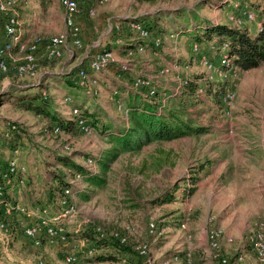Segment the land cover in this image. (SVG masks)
Listing matches in <instances>:
<instances>
[{"label":"rangeland","instance_id":"1","mask_svg":"<svg viewBox=\"0 0 264 264\" xmlns=\"http://www.w3.org/2000/svg\"><path fill=\"white\" fill-rule=\"evenodd\" d=\"M89 1L88 9L96 10L93 18L87 17L88 22L98 29L95 35L105 30L109 23L134 20L150 30L151 39L161 37L162 44L156 47L125 32L122 44L146 43L145 52L137 57L131 72L113 70L98 75L96 95L74 93L73 89L64 86H50L47 102L61 117L73 119L69 116L71 105L63 102L64 97L71 96L73 104L80 108L88 123L92 119L97 121L93 123L96 124L92 127L94 131L88 136L79 133L74 126L71 133L64 131L60 135L46 137L41 135V128L53 124L48 119L12 106L0 110V135L6 121L15 122L21 128L11 137L10 146L2 144L0 138V150L6 152V158L15 156L16 152L20 166L25 169L18 177L23 176L26 181L22 185L14 182L5 190L7 202L29 208L43 207L49 215L60 211L57 200L59 185L54 179L60 177L67 181L70 175L69 168L61 161L74 163L105 179L101 186L87 183L85 178L73 182L78 190H72L70 199L78 215L66 226L69 238L66 244L47 243L42 235L41 244L33 246L23 235L29 219L16 213L11 214L10 219L2 215L7 230L0 233V264H21L38 258L56 260L68 253L88 264H119L123 258L128 264H142L132 247L143 242L149 244V257L154 264H162L176 254L190 253L192 257L197 254L203 258L205 250L211 256L213 254L207 243V231L213 226L223 230L221 253L228 259V264H257L250 236L253 224L264 222V140L263 144L260 142L264 137V62L259 68L249 71L239 68L236 82L221 81L205 72L197 60L200 53L211 59L217 58V53L207 50L208 43H188L187 34L202 22L225 25V18L241 7L257 13V21L249 24L254 25L251 35L259 33L257 23H262L258 16L263 10L264 0H158L153 4L139 0H109L103 6H98L95 0H88L81 7L82 13ZM16 11L19 14L18 8ZM171 33L173 38L169 37ZM93 37L91 35L90 39ZM91 44L89 42L86 46ZM195 47L197 51H194ZM84 49L72 55L80 59ZM161 68H166L167 74L157 80L158 93L153 100L157 115L171 126L184 124L203 131L172 141L152 143L137 154L120 153L109 162L107 159L114 153L112 138L128 128L129 105L133 102L130 97L138 95L131 86L133 76H154ZM200 75L212 76L209 84L204 77L196 81L206 90L203 100H197L188 89L174 94L179 86L177 77L189 79L192 83ZM12 80L0 76V93L10 88L7 85L3 87L2 82ZM37 80L31 79L36 83ZM221 88L223 91L230 88L236 93L230 117L223 115L220 96H216ZM114 91H117L116 95ZM123 92L131 96L127 98ZM118 104L121 105L120 110ZM160 151L168 154V164L154 172L149 157H159ZM247 156L252 158L246 159ZM88 159L92 160L91 164H88ZM206 160L213 165L201 174L192 195L180 196L181 199L172 204H154V200ZM102 162L108 163L106 169H102ZM247 165L254 167V171L249 172ZM185 218L189 221L186 230H182L180 224ZM150 220H154L163 231L157 239L147 235ZM13 226L20 230L17 232L18 242L12 236ZM127 227L133 230L129 231ZM96 228L106 233L119 231L126 235L130 252L121 255L110 242L101 243L104 240L98 239ZM87 230L94 233V239L84 237L83 232ZM187 234L191 235L190 239H186ZM6 239L9 241L7 244ZM91 247L96 250L89 255L87 252ZM163 252L170 253V256L161 255ZM100 255L113 256L115 261L97 263L96 258ZM239 255L243 256L242 261L236 260ZM180 263L185 264L183 260Z\"/></svg>","mask_w":264,"mask_h":264},{"label":"built area","instance_id":"2","mask_svg":"<svg viewBox=\"0 0 264 264\" xmlns=\"http://www.w3.org/2000/svg\"><path fill=\"white\" fill-rule=\"evenodd\" d=\"M21 0H0V15L3 18V28L6 34L7 41L4 45L0 46V72L15 74L19 77H28L31 79L40 80L39 76V62L37 59L38 47L43 43L41 37H36L30 42H21V31L19 28V15L16 9ZM84 0H59V3L63 9L64 16V31L52 36L48 39L46 44L45 59L48 62L59 60L63 56V52L67 51L72 54V50H80L84 47L81 39L82 28L77 22V16L80 15L81 6ZM98 6H103L109 2V0H95ZM263 10H264V2ZM236 7V6H235ZM96 15L94 8L86 9V16L93 18ZM257 13L252 11L248 7H241L235 12H231L226 17L228 26L232 28L241 29L244 28L247 23H253L257 21ZM259 32L262 30V25L257 23ZM104 37L107 38L112 34H118L121 37L125 32L131 33L134 37L140 40L152 43L158 47L162 44L161 37H150V30L142 23L131 20L127 22H114L109 23L105 29ZM173 34L169 35L173 38ZM118 37L114 42L117 45H121L122 39ZM102 48L88 57V69L80 68L75 72H72L69 76L70 80L86 95H96L98 87V75L103 73H110L109 71H117L118 73H128L132 71L134 62L139 55L144 54L146 49V43L135 44V47L127 49L125 54L121 57L115 52L108 50L106 46L100 44ZM71 48V50H70ZM17 49L18 55L14 56L13 51ZM197 47L194 51H197ZM207 50L210 53H217V58L211 59L206 54L200 53L197 58L199 66L208 74L215 75L221 81L236 82L239 78V67L233 62L228 54V47L226 44H218L215 41L207 44ZM71 51V52H70ZM167 74L166 68H161L156 72L154 76H148L144 74H135L132 78L131 86L138 95L147 100L149 103L154 104V98L157 97V80L164 77ZM210 82L212 76L206 77ZM179 86L177 87L176 94H181L186 90L190 84V80L186 78L177 77ZM204 86L200 85L193 92L197 100H203L206 90ZM117 94V91H114ZM43 101H47V93H42ZM236 93L233 89H225L220 95V102L225 117H230L232 109L235 103ZM64 104L71 105L69 116L74 119V125L79 133L88 136L92 134L94 129L89 125L87 119L83 116L80 108L73 104V98L66 96L63 99ZM155 105V104H154ZM118 110L121 109V105H117ZM127 112V111H126ZM20 130V126L15 122L8 121L3 126L1 136L4 139H11L13 134ZM41 134L43 136H57L61 134V128L59 125L53 124L50 127L44 126L41 128ZM67 149L68 147L65 146ZM88 164L92 163L91 159L87 160ZM24 168L20 166L19 159L15 152V156L6 159L3 165H0V208L4 207L5 212L9 215L17 214L29 219V225L24 226V235L33 242L35 246L41 244L40 236L47 243L59 242L62 244L68 243V234L66 226L71 223L78 215L76 206L71 202V190L66 187L62 190L61 196L58 199V205L60 211L55 214L49 215L46 208L43 207H24L19 204L9 203L5 200V187H10L14 182L18 185H22L25 182L23 176L18 177L19 174L24 173ZM81 178L77 175L73 180L75 183L79 182ZM0 213V233L7 230V225ZM188 218H185L180 224L182 230H186L188 225ZM212 221V219H210ZM127 229L132 231L127 227ZM163 231H160L157 223L154 220H150L147 225V235L149 238L157 239L162 235ZM96 234L99 240L107 242L118 243L125 246L128 244V238L126 235H122L119 231H111L106 233L101 228H96ZM191 235L187 234L186 239H190ZM224 238L223 230L220 227L213 226L207 231V243L208 247L213 252L212 256L220 264H228V259L222 256L221 242ZM9 241L6 239L7 244ZM83 244V243H81ZM250 245L252 252L254 253L257 264H264V222L256 221L251 229ZM133 251L142 264H154L149 257V244L147 242L140 243L132 247ZM95 248L87 252L92 255L95 252ZM238 261L243 260V256L239 255L236 258ZM185 264H200L193 260L190 253H185L183 256L178 254L172 255L165 259L162 264H177L181 261ZM21 264H88L80 259L73 253H68L61 256L56 260H46L38 258L33 262H23ZM119 264H128L126 258L120 260Z\"/></svg>","mask_w":264,"mask_h":264},{"label":"trees","instance_id":"3","mask_svg":"<svg viewBox=\"0 0 264 264\" xmlns=\"http://www.w3.org/2000/svg\"><path fill=\"white\" fill-rule=\"evenodd\" d=\"M139 1L153 4L158 0ZM258 17L262 23V30L259 33H255L253 35H249L248 31L243 29L232 28L214 22H202L196 25L194 29L189 31L187 36L191 41L198 43H209L216 39L218 44L227 45L230 58L242 71L257 69L264 62V10L260 11ZM197 23L199 22H195V24ZM118 37L121 36L118 34H112L109 36V39L116 40ZM133 47H135V44H121L118 47L108 45L107 49L113 52L116 51V54L123 56L127 49ZM78 69H80V66L76 67L74 70H72V72H75ZM72 72L43 75L41 76L40 80L37 81V83L26 88H17L11 86L7 91L0 93V110L5 106H12L16 109L30 112L37 117L48 119L51 123L59 125L61 128V134L64 131L71 133L75 126L74 119L70 120L61 117V115H59V113L55 111L47 101H43L42 93L48 94V89L50 88L51 83L61 84L65 88L73 89L74 93H81L82 90L74 85L69 78ZM203 77V75L196 77L195 81H192V83L186 87L190 94L193 93L196 88H198L196 81L198 82V79ZM204 79L206 84L211 83L206 77H204ZM221 86L223 87V85ZM222 89L223 88H221L220 91L216 93V96H220V92H223ZM123 93L124 96H127V98L131 96L126 95L128 93ZM130 99H132L131 101L133 102L129 105L128 128L123 133L117 134L112 138L114 153L112 152L111 156L107 159L109 162L115 159L120 153L137 154L141 152L143 148L149 146L152 143L172 141L176 138H180L191 133L199 134L203 131L200 128H192L184 124H180L182 127L179 125L171 126L162 116L157 115V107L154 104L149 103L140 95H135L134 97L131 96ZM92 120L89 123L91 127L94 128L96 124L93 123H96L97 121H94L95 119ZM0 138L2 144H7L10 146L12 138L7 140L1 135ZM158 153L160 155L159 157H149L151 160L152 171L154 172H159L168 164V154L161 151ZM61 162L69 168L68 173L70 175L68 178L69 181H65L60 177L54 179L56 185H59L57 186L59 197L61 196L62 190L66 187H69L71 191L78 190V188L76 189V187L73 185V180L77 175L81 179L85 178L87 183L95 184L97 186H101L105 183V179H102L100 176H95L90 170L86 168L77 166L74 163L67 161ZM107 164L108 163L102 162V169H106ZM212 165L213 162L209 160L197 165L195 169L191 171L186 177L180 179L179 183H175L169 191H166L161 197L154 200V204H172L175 201H179L181 199L180 196L188 197L192 195L197 184L201 180V174L209 170ZM145 169L146 166L143 170ZM8 188V186L5 187L4 191H7ZM18 224L16 223L17 227ZM16 226H13V231H15L12 236L15 242H18L19 240L17 239V232L20 230ZM83 235L87 239H94V233L92 231H84ZM25 238L28 239L26 236ZM28 241L31 242L33 246H35L31 240L28 239ZM103 242L105 241H101V243ZM101 243H99V247L102 246ZM110 244L117 248L121 255L130 252L129 248H127L128 244L125 246L113 242H110ZM96 260L97 263L113 262L115 261V257L100 255L96 258Z\"/></svg>","mask_w":264,"mask_h":264},{"label":"crops","instance_id":"4","mask_svg":"<svg viewBox=\"0 0 264 264\" xmlns=\"http://www.w3.org/2000/svg\"><path fill=\"white\" fill-rule=\"evenodd\" d=\"M87 1L88 0H84L83 4H85ZM90 4H91V1L87 3V9ZM18 10H19V14H18L19 15L18 17L19 28L21 31V42H30L36 37H41L44 40L37 50V59L40 65L39 76L57 74V73H69L70 71L74 70L78 66H80V68L82 67V68L88 69V63H89L88 57L91 56L93 53L97 52L98 50H100V48H102L100 44L106 47L108 45L115 46V47L119 46L114 42V40H110L109 36L107 38L103 36L106 30L100 31L98 35H95L98 32V29L97 27H94L90 22H88V19L86 17V9H85L84 13L80 11V15L77 16V22L80 24L82 28L81 39L85 47L84 55L80 59H78L75 55L73 56L72 54L75 52L76 53L79 52V50H72V54H70L67 51H64L63 56L59 60L48 62L45 59L46 44H47L48 39L64 31L63 9L59 3V0H21L18 5ZM225 22H226V18H225ZM225 25H228V24L225 23ZM252 26L254 25L247 23L243 29L248 31V33L251 35L250 32L253 30ZM89 35L90 36L94 35L92 40L90 39ZM6 41H7V38L4 32V28H3V21L0 17V46L4 45ZM89 42H91L92 44L90 46H86V44ZM190 42L192 41L190 40L188 43ZM122 43H123V39H122ZM89 48L91 49L88 50ZM13 55L14 56L18 55L17 49H14ZM0 76L1 77L7 76L13 79L11 82L9 81L2 82L3 87L7 85L9 87L12 86V87H17V88H26L36 83L35 81H31V78L19 77L15 74L0 72ZM51 86H55L57 88L59 86L61 87L62 85L51 83ZM1 128L2 127H0V129ZM263 140H264V137L260 139L261 144H263L262 143ZM255 147L256 145L254 146V148ZM5 153H6L5 151L0 150V165H3L6 159H8L6 158ZM250 158H252V156H247L246 159H250ZM247 167L249 168V172L254 171L253 170L254 167L248 166V165ZM244 180H246V178ZM0 213L5 216V219L11 218V215L5 212L4 207L0 208ZM180 247H177V248H180ZM165 253L167 252L165 251ZM165 253L163 252L161 255L165 257L170 256V253L168 254H165ZM205 253L206 255L203 258H199V256L195 254L194 255L195 257L193 256L195 261H200L202 262V264H214V263L217 264V262L213 260L211 253H208L206 250H205Z\"/></svg>","mask_w":264,"mask_h":264}]
</instances>
